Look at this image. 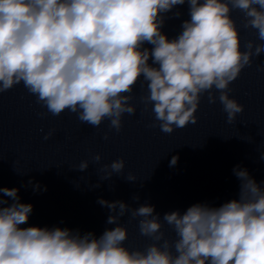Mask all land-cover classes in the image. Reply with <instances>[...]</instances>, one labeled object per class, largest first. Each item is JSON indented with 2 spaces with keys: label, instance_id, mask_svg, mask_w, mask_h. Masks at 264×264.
Returning a JSON list of instances; mask_svg holds the SVG:
<instances>
[{
  "label": "clouds",
  "instance_id": "clouds-1",
  "mask_svg": "<svg viewBox=\"0 0 264 264\" xmlns=\"http://www.w3.org/2000/svg\"><path fill=\"white\" fill-rule=\"evenodd\" d=\"M185 3L190 19L169 39L162 32L167 14ZM234 10L260 43L249 40L242 50ZM262 53L264 0H0V93L22 83L46 109L40 116L67 111L94 128L107 120L117 133L124 115L136 113L131 101L138 83L142 90L146 84L139 99L142 111L153 114L149 127L171 134L197 123L205 94L209 104L219 100L227 123H234L244 106L230 97V84ZM93 160L99 163L101 155ZM177 162L173 156L169 166ZM88 167L84 160L75 170ZM124 168L120 158L100 171L109 180ZM233 174L240 182L237 199L220 206L196 203L162 219L153 205L100 198L97 203L109 210L106 223L114 227L99 237L78 229L22 227L33 205L20 202L19 189L0 187V264H264V181L239 165ZM125 179L136 181L131 173ZM28 184L41 190L32 180ZM126 214L151 241L142 250L125 246Z\"/></svg>",
  "mask_w": 264,
  "mask_h": 264
}]
</instances>
